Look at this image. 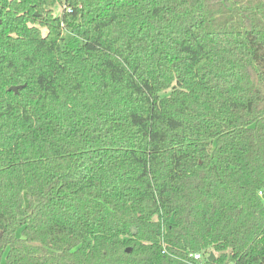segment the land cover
Instances as JSON below:
<instances>
[{"label":"trees","instance_id":"obj_1","mask_svg":"<svg viewBox=\"0 0 264 264\" xmlns=\"http://www.w3.org/2000/svg\"><path fill=\"white\" fill-rule=\"evenodd\" d=\"M228 263L264 264V0H0V264Z\"/></svg>","mask_w":264,"mask_h":264},{"label":"built area","instance_id":"obj_2","mask_svg":"<svg viewBox=\"0 0 264 264\" xmlns=\"http://www.w3.org/2000/svg\"><path fill=\"white\" fill-rule=\"evenodd\" d=\"M62 9H64L66 12H70V8L67 5H63ZM261 194V192H259V195ZM192 257L194 260H199L201 258V254L200 253H193ZM228 264H233V263H228Z\"/></svg>","mask_w":264,"mask_h":264},{"label":"water","instance_id":"obj_3","mask_svg":"<svg viewBox=\"0 0 264 264\" xmlns=\"http://www.w3.org/2000/svg\"><path fill=\"white\" fill-rule=\"evenodd\" d=\"M20 88H22V85H19V86H10V87L8 88V90H9V91H13L14 93H17L18 90H19ZM131 231L134 233V232H135V228L132 227V228H131ZM126 251H129V249H126ZM212 256H213V254L210 253L209 257L211 258Z\"/></svg>","mask_w":264,"mask_h":264},{"label":"rangeland","instance_id":"obj_4","mask_svg":"<svg viewBox=\"0 0 264 264\" xmlns=\"http://www.w3.org/2000/svg\"><path fill=\"white\" fill-rule=\"evenodd\" d=\"M53 10H54V14L58 15V14L61 13L62 7H60L59 4H56V5L53 7ZM44 31H45V30L43 29V32H44ZM2 262H3V261H2Z\"/></svg>","mask_w":264,"mask_h":264}]
</instances>
